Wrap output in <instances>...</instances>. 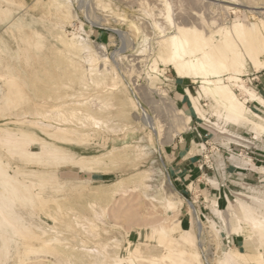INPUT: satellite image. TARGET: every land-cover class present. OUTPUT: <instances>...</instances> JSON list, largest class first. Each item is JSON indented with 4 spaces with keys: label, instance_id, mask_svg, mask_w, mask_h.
<instances>
[{
    "label": "rangeland",
    "instance_id": "1",
    "mask_svg": "<svg viewBox=\"0 0 264 264\" xmlns=\"http://www.w3.org/2000/svg\"><path fill=\"white\" fill-rule=\"evenodd\" d=\"M49 4V0H12V4L0 0L1 8L10 7L14 18L23 16L34 22L32 28L46 38L45 49L26 66L16 59L21 44L18 34L8 30L11 20L0 21V44L8 51L4 59L23 93L8 107L9 90L15 88L0 78V127L29 129L45 138L41 126L23 122L34 120L38 113V120L50 125L48 129L74 131L69 144L45 138L49 142L88 158H100L112 148L116 152L88 170L69 165L37 166L0 147V164L7 174L14 175L18 169L44 170L53 172L55 182L53 189L48 185L41 192L34 188V194L41 196H34L31 206L17 208L37 234L20 240L26 246L17 248L18 264H92L86 250H100L101 246H106L110 257L124 258L135 246L146 257L160 256L165 249L151 232L159 223H179L180 229L191 230L192 250L202 264H216L229 248L254 251L259 245L255 237L249 249L244 248L246 229L243 234L229 230L240 213L236 199L251 202L249 196L260 195L257 189L264 190V174L258 172L264 169V134L255 139L249 129L229 127L224 131L209 100L200 101L206 118L196 117L185 90L196 96L199 80L179 78L159 54L160 41L174 35L178 26L194 27L208 35L236 22L246 25L264 20V0H70L73 18L53 34L50 29L59 16ZM61 30L67 39L79 36L86 40L95 51L100 58L96 73L89 72L79 56L63 49L57 39ZM114 74L117 88L113 90L110 79ZM244 74L245 83L264 98L256 81L264 70L253 72L248 66ZM103 75L108 87L95 83ZM235 93L240 97L237 90ZM247 106L260 115L254 103ZM18 180L29 184L30 177L19 176ZM142 183L150 189L145 190ZM145 194L181 204L177 203L176 213L167 211ZM215 210L221 211L222 220ZM255 210L264 214V204H256ZM196 220L202 223L199 231L194 226ZM207 220L214 222L217 232ZM53 236L58 242L46 247L44 241ZM57 250L65 251L66 258ZM258 250L264 256V245Z\"/></svg>",
    "mask_w": 264,
    "mask_h": 264
},
{
    "label": "bare ground",
    "instance_id": "2",
    "mask_svg": "<svg viewBox=\"0 0 264 264\" xmlns=\"http://www.w3.org/2000/svg\"><path fill=\"white\" fill-rule=\"evenodd\" d=\"M1 1L12 4V0ZM49 2L52 10L59 16V21L50 29L51 34H53L55 30L61 29L65 20L73 17L69 11L70 0H49ZM13 14L14 12L10 7H0V21L11 20L8 30L12 35L18 34L21 49L16 54V59L28 66L34 59L39 57L38 53L45 49L46 38L41 32L32 28L34 22H27L23 16H16L17 18H14ZM262 16H264V8ZM171 18V15H167V20L172 23ZM61 32L57 35V39L63 46V49L68 54L71 53L72 55L79 56V59L81 58L87 64L88 71L96 73L100 58L85 43L86 40L84 41L79 36H73L72 39H67L66 35ZM6 54H8L7 48L1 43L0 69H3L4 72L0 73V78L5 79L6 82L15 88L13 91L12 89L9 90L6 101L7 106L12 107L18 102V98L23 93L20 90L17 76L10 72V68L5 62L4 56ZM159 57L162 61L172 66L179 78L192 80L193 82L199 80L196 96L192 95L188 89L185 90L191 110L196 117L206 118L204 115L205 111L200 106V101L209 100L213 109L212 114L216 115L221 121L223 127H225L223 128L224 131H227L229 127L249 129L255 135V139L264 134V98L241 78V76L247 75L244 73L247 72L248 66L253 72L264 70V20L260 19L258 23L255 22L246 25L236 22L230 27H219L216 31L210 32L208 35H205L194 27L178 26L176 27V33L174 35H167L160 41ZM101 60L103 66L106 67L107 59L103 58ZM78 65L80 67V64ZM106 80L107 76L103 75L95 83L96 85L106 86ZM116 80L117 78L114 74L110 79V88L113 90L117 88ZM247 81L250 83L251 78H247ZM235 90L238 91L240 97L235 93ZM248 103H254L260 110V115L259 113H253L248 108ZM55 108L53 107V109ZM74 113L77 114L76 112ZM35 115L36 118L34 120H25L23 122L32 126H41L40 130L42 134L50 141L66 144L73 142V129L71 133L66 128L61 127H53L50 130L48 129L50 125L43 124V122L39 121V117H37L39 116L38 113H35ZM189 119L187 117V120ZM45 138L37 136L29 129L20 127L9 128L5 125L0 127V147L5 149V153L24 158L25 162L37 166L69 165L90 170L93 165L102 163L104 157L108 158V156H112L116 152V149L112 148L107 155L100 158H88L67 150L65 147L51 143ZM148 139L150 138L148 137ZM251 168L253 169L254 167ZM258 172L264 174V169H260ZM19 176L24 178L30 177L29 184L25 183V181L23 182V180H18ZM54 183L53 172H45L44 170L25 172L18 169L14 175H10L5 172V169L0 164V264H18L21 262L17 248L20 245H26L21 244L20 240H24L29 235L30 237L37 235L32 230L33 225L24 219L17 208L19 206L23 208L29 205L31 206L34 196L38 198L41 196L39 193L34 194V188L38 187V190L41 192L47 185L53 189ZM116 184L119 186L121 182L119 181ZM142 184L145 190L149 188L144 183ZM256 192H259L260 195L246 196L251 202H246L241 198L236 199L237 208L240 213L235 217V221L231 225V230H229L230 226L228 230L243 234V229H246L248 234H243L244 248L249 249V242L254 237L259 245L254 251L247 250L245 253L229 248L228 251L223 252L222 257L216 264H264V256L258 250L260 246L264 245V214H259L255 210L256 204L261 202L264 204V200L262 199L264 190L257 189ZM145 197L148 196L145 194ZM148 198L151 202H158L164 205L167 211L175 213L176 206L181 204L180 201L174 202V200L167 197L158 199L156 196H151ZM41 199L44 198L41 197ZM90 206H93V204ZM214 212L220 219L222 218L221 211L215 210ZM223 221L226 223L225 220ZM114 222L115 220H113ZM208 222H210L209 226L214 229V222ZM88 224L93 228L96 227L92 222ZM194 226L199 231L201 230L202 223L196 220ZM34 228L40 230V226H34ZM151 232L156 235L158 242L165 249V253L160 256L151 255L150 257H146L143 255L139 246L128 249L127 255L124 258L116 255L110 257L106 252V246H101L100 250H86V253L89 257L91 256L93 258L92 264H202L198 261L197 253L192 250L194 246V235L191 230L180 229L179 223H173L171 225L159 223L157 226L153 225ZM215 232L217 231L215 230ZM41 233L45 234V231L41 230ZM53 241L58 242L56 236H53L52 239L45 240L44 244L48 247ZM57 254L61 255L62 258H66V252L63 250H57ZM58 262L61 263V260H58Z\"/></svg>",
    "mask_w": 264,
    "mask_h": 264
},
{
    "label": "crops",
    "instance_id": "3",
    "mask_svg": "<svg viewBox=\"0 0 264 264\" xmlns=\"http://www.w3.org/2000/svg\"><path fill=\"white\" fill-rule=\"evenodd\" d=\"M256 81L259 83V86H261V89L264 90V74L257 76Z\"/></svg>",
    "mask_w": 264,
    "mask_h": 264
}]
</instances>
